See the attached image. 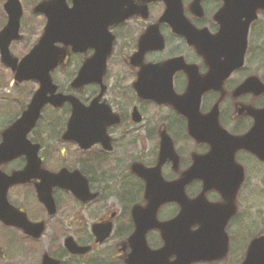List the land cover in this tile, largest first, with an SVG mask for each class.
<instances>
[{
	"label": "flooded vegetation",
	"instance_id": "af4514ba",
	"mask_svg": "<svg viewBox=\"0 0 264 264\" xmlns=\"http://www.w3.org/2000/svg\"><path fill=\"white\" fill-rule=\"evenodd\" d=\"M5 1L0 30L8 22ZM20 1L21 39L11 45L19 59L49 21L48 13L36 10L48 0ZM50 14L62 54L50 71L55 94L75 97L79 112L88 111L81 116L86 125L76 126L86 138H64L74 104H47L27 133L28 151L38 146L37 159L30 164L20 154L0 165L2 173L23 172L24 179L7 192L12 213L10 224L0 219V264H45V256L58 264H128L137 230L148 227L147 245L157 251L165 245L164 225L173 233L168 264H175L183 237L174 235L178 227L170 223L180 206L164 202L155 219L138 213L149 205L148 182L135 168L159 165L164 136L176 154L161 164L164 182L179 180L194 157L201 158L196 165L202 175H219L217 187L196 178L184 190L203 201V221L188 219L184 227L201 228L203 248L218 254L193 264H244L252 243L251 264H264V160L230 140L254 136L256 116L264 110V0H231V10L225 0H58ZM246 32L244 63L233 68ZM5 70L0 86L9 82L13 92L0 101V143L40 87ZM259 136L252 137L256 146L264 144ZM231 156L244 169L235 198L238 172L228 164ZM257 171L263 178H254Z\"/></svg>",
	"mask_w": 264,
	"mask_h": 264
},
{
	"label": "water",
	"instance_id": "95a60500",
	"mask_svg": "<svg viewBox=\"0 0 264 264\" xmlns=\"http://www.w3.org/2000/svg\"><path fill=\"white\" fill-rule=\"evenodd\" d=\"M57 2L58 0L44 1L36 7L37 11L48 13L49 24L46 30L47 33L41 39L39 44L33 49L31 54L25 57L20 63H18V60L16 58L12 57V55L8 51V47L13 40L19 38L18 31L20 26V19L22 16V5L19 0H7V2L5 3V10L9 15V22L0 32V49L2 60L6 64L13 67V69L16 71V78L19 81L24 79H36L40 82V88L36 91L31 103L28 106V109L23 113L21 119L4 131L3 142L0 144V165L10 161L20 154L29 156V158L31 159L30 164H33L32 162L37 159L36 151L38 149V146L34 147V151L29 152L28 148L30 146V142L27 140L26 135L36 124L38 118L40 117L41 109L47 103L59 106L62 105L65 101L70 100L74 104V113L69 121L68 131L64 138L78 140L79 136L86 138L77 131L76 126L79 124L86 125L85 120H81V118L88 116V111L86 112V110H82V112H79L77 108L79 102L73 97L63 96L61 94L56 96H48L51 93L53 94V92L56 90V86H54L50 77V71L55 67L56 60L59 54L58 50L54 48V43L56 41L55 36L57 32V24L55 17L51 16L50 13L54 12V7L55 5H57ZM170 9L171 8L169 7V10ZM225 9L231 10V0H225ZM246 41L247 32L245 33L243 38L241 37L238 41L239 46L242 48V50L240 51L241 57H239L237 65H235L233 68L238 65H242V63L244 62ZM80 77L83 78V74H81ZM245 85L246 83L240 88V90H244L246 87ZM256 125L257 130L253 131L256 132L254 136L260 134L259 137L264 140V110L259 111V113L257 114ZM192 135L195 137L193 131ZM254 136H252L251 133L240 137H232L230 138V140L238 143L237 146L239 148H246L248 150H251L259 158L264 160V144H262L261 146L254 145L252 138ZM213 141L216 142L215 140ZM213 141L211 139L212 143ZM213 148L215 150V147ZM214 152H216V150ZM171 155H176L173 142L171 138H169L168 136H164L162 140L159 165L152 170H146L141 167L135 168V171L138 174H142L148 182L146 190L149 205L146 209L138 210V213L142 211V215H139V217L142 219L145 214L149 213H152V215L155 216L161 204L166 201H175L179 203L181 207V212L175 222L178 221L182 223L189 219L194 222L201 223L200 221H203V215L200 214L202 211V198L201 196H198L196 199L190 200L184 192L185 187L189 182L196 178H202L205 183L211 181L212 184L210 186L217 187L218 184L215 183V180H219V175L217 176V172H212L209 170H207V177L202 175L203 172L201 170V166L198 168V165H196L201 160V158L194 157L195 164L192 168L185 171L179 180L166 183L164 182L161 175V164L167 157ZM229 159L230 160H228V164L234 166L236 172H238V176L236 177V179L238 180L239 184L237 187H235V194L233 195V197L235 198L237 188L240 186L242 180L244 179V169L239 164L235 163L232 156L231 158L229 157ZM29 170L30 169L26 170L24 174H27ZM22 173L23 172H18L13 176H8L0 171V219L7 224H10L9 214L12 213V207L7 200V192L9 187L13 184L23 182L24 179L22 178ZM229 173L231 174V171ZM156 180L158 181L155 182ZM157 192L158 195L156 196ZM36 229L39 232L38 234L43 232L44 223L37 224ZM160 229L162 231V235L165 239L166 244L162 250L157 252L151 251L147 247L144 237L145 230L142 227L137 230L136 234L131 240L134 250L129 264H156V261L163 259V255L169 252L168 249L171 248L173 240L171 236L172 232L162 226H160ZM190 233L191 234H188V232L184 233L182 231L181 235L178 234L183 238L178 240V243L182 245L180 251H175V253L179 255L176 264H190L195 260L197 261L204 258L203 254L207 250H204L201 247V228L196 232ZM187 236L190 238H184ZM260 241L261 239H258L256 242ZM183 244H190V246H184ZM253 248L254 243H252V245L250 246L246 262L244 264H251L252 261L250 253ZM205 254H213V251L208 250ZM44 259L45 264H49L46 260H51L50 264H57V262H55L48 256H45Z\"/></svg>",
	"mask_w": 264,
	"mask_h": 264
},
{
	"label": "rangeland",
	"instance_id": "374dc122",
	"mask_svg": "<svg viewBox=\"0 0 264 264\" xmlns=\"http://www.w3.org/2000/svg\"><path fill=\"white\" fill-rule=\"evenodd\" d=\"M0 6L2 7L1 3H0ZM0 7V9H2ZM38 23V22H36ZM29 28V27H27ZM28 30V29H27ZM38 37V35H37ZM37 37H33V38H37ZM19 48V46H16L15 49H13V51H17V49ZM27 48V47H26ZM26 48L24 50H26ZM22 50V51H24ZM21 52V50H19ZM0 71H4V73H7V71L5 70V67L3 65L0 64ZM8 74V73H7ZM10 74L8 75V78H9ZM7 85V84H6ZM0 86V101H4L8 98V95L9 94H12V87L10 86V83L8 82V85L7 86ZM17 98H20V94L17 95ZM20 100V99H19ZM263 172H260V171H257L255 172V179H260V178H263V175H262ZM258 204H260V202L258 201ZM49 233H47L48 235ZM45 238H49V236H46ZM45 238H43V240H45ZM42 245H41V249L43 248V246L45 245V243L42 241Z\"/></svg>",
	"mask_w": 264,
	"mask_h": 264
}]
</instances>
